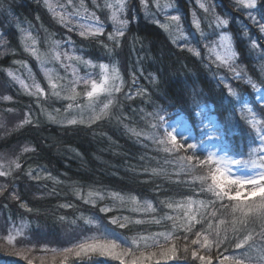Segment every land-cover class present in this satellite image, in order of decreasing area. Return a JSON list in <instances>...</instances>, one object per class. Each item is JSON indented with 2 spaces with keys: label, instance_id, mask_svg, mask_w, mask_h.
<instances>
[{
  "label": "trees",
  "instance_id": "1",
  "mask_svg": "<svg viewBox=\"0 0 264 264\" xmlns=\"http://www.w3.org/2000/svg\"><path fill=\"white\" fill-rule=\"evenodd\" d=\"M49 1L53 6L66 3V0ZM103 2L98 0V3ZM164 2L166 0H161V5ZM208 2L217 14L230 20V26L222 31L232 35L236 58L231 67L241 73L240 79L229 66L214 60L210 44L221 30L210 23L212 18L198 8L196 0H171L174 7L167 9L166 14L181 17L179 32L174 27L165 30L161 26L169 22L165 14H157L155 19L160 23H155L146 18L138 0H131L126 13L129 24L124 36L118 38L119 45L108 40V33L113 31L110 12L99 11L92 0H85V4L89 11H96L105 28V32L95 38L82 37L79 30L70 32L52 15L43 0H0V36L7 41L0 45V53H3L0 56V163L6 165L9 160H16L21 164L20 169L13 171L12 177H0V184L9 186L5 195L0 196V262L27 264L26 259L9 253L31 249L27 255L33 264H59V257L53 260V254L42 249L68 247L70 244L64 241L72 235L98 234L81 217H98L107 228L131 238L173 231L172 222L162 220L159 225L133 224L120 229L109 223L113 216H129L135 220L159 219L167 214L184 219L182 211H173L161 201L174 205L188 200L213 201L217 208L221 204L235 203L227 198L218 200L207 191L213 183L212 173L219 165L214 158L212 164H200L198 161H207L210 151L189 150L187 144L190 142L177 138L184 147L166 152L165 145L158 142L165 138L166 129L163 126L158 130L152 128V125L163 124L177 113L195 119L194 114L200 104L213 103L223 125V139L232 147L240 139L246 140L243 132L251 124H244L242 97L252 95L253 89L245 81L251 78L258 86L264 87V71L260 67L264 57L254 52L250 43L252 40L264 42V34L245 14L230 6L234 0ZM74 4L78 5L79 0H74ZM150 7L156 11L154 4ZM72 10L71 6L66 9L67 12ZM57 11L65 9L57 8ZM194 13L198 14L202 28L197 32L201 37L196 44L193 37L188 39L189 29H196L191 23ZM254 15L257 19L264 17V8L257 9ZM245 31L248 36H244ZM66 52L82 56L97 66L102 61L118 63L123 68L121 77L126 81L122 90L99 93L90 101L86 95L89 85L85 86L81 81L75 84L76 99H67L71 82L75 79L72 69L75 68L77 75L83 77L87 68L66 59L63 55ZM57 54L60 59H56ZM14 61H28L33 78H40L46 88L48 83H55L59 97L50 90V94L48 92L47 96L36 100L38 103L33 101L5 71L11 70L20 77L17 67H23ZM68 65L70 67H65ZM229 88L236 91V97L231 96ZM3 96L11 99L3 100ZM109 100L112 103L106 115L98 120L90 118L99 106L102 108ZM70 103L72 108L68 107ZM25 116L31 123L20 127ZM158 116L162 117L161 122ZM69 117L78 122L66 123ZM81 120L82 123L79 122ZM157 131V140L153 141L149 137ZM251 131L249 143L257 139L255 130ZM200 137L201 133H196L191 144H197ZM166 143L171 147L170 142ZM25 148L29 151L25 152ZM189 155L194 157L190 162L194 167L185 163L182 168L179 157ZM153 169H156V174ZM37 176L40 178L36 179ZM197 177L205 180L202 182ZM218 179L223 180V177ZM228 187L234 188L233 185ZM247 187L245 185L241 191H247ZM13 191L20 200L11 199ZM89 192L94 195L89 197ZM113 193L123 200L113 199ZM100 196L104 199L100 200ZM133 197L141 203H152L157 211L149 214L132 212ZM85 199L95 200L96 204L85 203ZM21 202L33 211L20 208ZM62 204L72 207L62 208ZM104 206L111 207L112 211L101 213L99 208ZM198 206V203L193 205L194 208ZM208 210H213V206L209 205ZM61 216L65 218L63 221ZM206 228V223L197 224L195 231ZM16 229H22L23 234L9 245V232L15 234ZM175 235L183 237L185 233L179 229ZM195 238L194 234H189L188 241L182 238L170 240L166 246L177 244L183 248L185 243L190 244V240ZM160 244L164 245L165 241L161 239ZM191 247L195 249L198 246ZM219 251L222 252L223 248ZM240 251L233 248L225 254ZM216 252L217 249L213 248V255ZM178 261L199 264V261L192 260L190 253L187 260ZM87 264L97 263L93 260Z\"/></svg>",
  "mask_w": 264,
  "mask_h": 264
},
{
  "label": "snow or ice",
  "instance_id": "2",
  "mask_svg": "<svg viewBox=\"0 0 264 264\" xmlns=\"http://www.w3.org/2000/svg\"><path fill=\"white\" fill-rule=\"evenodd\" d=\"M139 7L144 12L146 18H150L155 23H160L155 17L157 14H165L168 23H164L161 26L168 30L174 27L176 31H180L181 17L178 14L167 15L166 10L173 8L174 5L171 0H166V2L161 5V0H138ZM43 3L48 7L49 11L54 17L58 18V22L68 27L71 32L73 30H79V35L85 38L97 37L105 32V28L101 18L97 15L96 11H89L85 4V0H79V4H74V0H66V3H59L53 6L49 3V0H43ZM199 9H202L204 14L210 16L212 19L210 23L215 24V28L218 30L227 29L230 26V20L224 18L217 14L214 7L208 2V0H196ZM92 4L96 9L103 12L107 10L110 12V19L113 22V31L108 33V40L114 41L116 45H119V37L124 36L125 29L128 27L129 19L126 16L128 9L131 4V0H104L103 4L98 3V0H92ZM154 4L156 11L154 12L150 5ZM71 6L72 11L67 12L66 9ZM230 6L235 10L247 16V19L252 22L253 26L258 27L261 34H264V17L257 19L254 15L257 9L264 8V0H234ZM59 9H65V11H57ZM134 18V16L132 17ZM192 23L194 24L197 31H201V20L198 18V14L194 13L192 17ZM23 32L24 30L21 29ZM244 36H248L245 31ZM219 46L220 53L217 54L216 59L222 64L229 66L230 70L235 72L236 78H241V73L237 72L236 69L231 67V64L235 62L236 52L233 51L232 38L228 35L226 31L219 32ZM7 41L0 36V45H5ZM35 44V40L32 41ZM69 44L72 42L69 41ZM103 43V42H101ZM107 47V45H105ZM250 47L254 52H257L261 57H264V42L252 40ZM28 50L27 48L25 49ZM192 51V49H190ZM210 51L215 52V48H211ZM35 55V51L32 52ZM3 53H0L2 56ZM66 59L73 60L83 64L86 68L97 67L93 65L91 61L84 60L82 56L75 55L73 53H64ZM56 59H60V55L57 54ZM262 63L260 65L261 71H264V59H261ZM14 63L21 64L22 67H27L20 61H14ZM70 67V65L65 66ZM103 79L97 82L92 79V73L86 72L85 76L81 77L77 75V70L72 69L75 79L71 82L70 92L66 98L69 100H75L78 95L75 91V84L83 82L85 86L90 84V91L86 92L87 97L91 101L97 94L106 92H120L119 86H110V81L119 79V73L113 67L111 72H109V66L104 63L98 65ZM7 71V75L12 77L13 80L17 81L22 87H29L24 83L18 75H16L11 70ZM246 75V73H245ZM246 84L251 85V88L256 93H261L264 95V87H259L251 78L245 81ZM52 89H56L57 85L51 83ZM34 87L37 92H41L40 86L35 84ZM231 96L236 97V91L231 88L228 89ZM36 95L37 93H31ZM54 95H60V92L54 91ZM259 98V97H258ZM3 100H10L11 97L3 96ZM112 103L111 100L105 103L100 109V113L93 117L94 120L101 119L103 115H106V110ZM69 108L73 107V104L68 105ZM243 108H247L248 105H242ZM158 120L161 122L162 117L158 116ZM69 124H76L78 121L75 119H70L67 121ZM83 122V120L79 121ZM251 127L255 129L256 134L261 142V147L254 149L253 153L250 154V159L248 160H231V161H221L217 160L215 163L217 165L227 166L228 163L231 164H241L246 168L256 169L253 176L249 179H236L229 180L224 176L221 167H217L215 172L212 173V184L208 186L207 191L215 195L218 200H223L227 198L229 201H234L231 204H221L218 208L215 207L213 201H208L204 203L203 201L196 202L188 200L186 203H176L175 205L171 202L161 201L162 204L166 203L169 209H173L176 212H183L184 219H180L179 216L167 215L165 214L161 218L157 219L152 217L151 219H131L129 216H113L109 223L115 225L116 228L125 229L129 225H141L145 223H155L157 225L161 224L162 220H167L172 222L173 231L150 233L148 235H138L134 237H125L115 229L107 228L98 217H81L84 223L90 228L94 229L96 233L91 236H85L78 241L71 243L68 247L63 248H47L42 249L45 253L51 252L53 254V260L59 257V264H87V262L93 261L96 257H104L111 259L113 261H119L120 264H160L163 260L166 264L169 260H187L189 253L192 260L199 261V264H213V261H217L218 264H264V123L257 120L253 116L249 121ZM31 123V120L25 116L19 125ZM163 124L152 125L153 129H159ZM2 127V125H0ZM165 138L159 139L160 144H164V151L172 152L174 150H179L184 147V144L178 142L177 138L174 141L173 133L170 131H164ZM139 135V133H137ZM158 131L154 133L151 138L153 141L157 140ZM167 142H170L171 147H168ZM194 145L191 143L187 144V149H194ZM25 152L29 151L28 148L24 149ZM254 157V158H252ZM194 159L193 156L189 155L186 157H179V162L181 167L185 166V163L189 167H194L190 162ZM200 164H212V154L209 153L207 161H198ZM21 168V164L16 160H9L7 164L0 163V177H12L13 171ZM156 174V169L152 170ZM31 176V172H29ZM218 177H223V180L218 179ZM39 179L40 177H35ZM196 179L205 180L204 177H197ZM228 185H233L234 188H229ZM247 185V191L242 192L241 189ZM8 184H0V196H4ZM14 187V186H13ZM201 191H204L202 188ZM11 199L18 201L20 196L15 192H11ZM94 194L89 192L88 196L92 197ZM113 199H121L117 193L112 194ZM83 198V197H81ZM100 200L104 197L100 196ZM85 203L96 204L95 200L85 199ZM199 204L198 207L194 208V204ZM131 211L135 213H155L156 208L153 207L152 203L144 202L141 203L137 201L134 197L131 198ZM209 205L213 206V210H208ZM20 208L25 209L28 212H32L33 209L29 208L25 203H20ZM62 208L72 207L70 204L60 205ZM123 207V205H122ZM203 209V210H202ZM99 211L101 213H108L112 211L109 206L100 207ZM65 218L60 217L63 221ZM204 223L207 224V228L195 231L196 225ZM183 229L185 235L183 237L175 235V232ZM23 234L22 229H16L15 234L12 231L9 232L7 237L8 244H13V241L17 236ZM189 234H194L195 239L190 240L189 243H185L183 248L179 247L177 244H172L171 246H166L170 240H180L181 238L185 241L189 240ZM165 241L164 245L160 244V240ZM191 245H197L198 247L193 249ZM217 249V252L213 255L212 249ZM223 248V251H219ZM241 250L239 253H233L232 255H226L230 249ZM151 249H159V251H152ZM203 250V251H201ZM31 252V249H20L14 250L10 255H16L20 259H26L27 264H33L32 259L28 258L27 253ZM179 253V254H178ZM0 264H8L7 261L0 262Z\"/></svg>",
  "mask_w": 264,
  "mask_h": 264
},
{
  "label": "rangeland",
  "instance_id": "3",
  "mask_svg": "<svg viewBox=\"0 0 264 264\" xmlns=\"http://www.w3.org/2000/svg\"><path fill=\"white\" fill-rule=\"evenodd\" d=\"M49 3H50V1H49ZM192 32H193V35H195V33L196 32H199V31H197L196 29H194ZM198 40L200 41V39H198ZM219 44H220V42H219V35H218L216 37V39L213 41L212 45H211V48H215L216 51L215 52L210 51L215 57L221 51ZM108 66H109V72H111V69L113 67L110 66V65H108ZM23 68L25 70H30V68L28 66L26 68L25 67H23ZM88 70H89L88 72H91L92 73V79H95L97 82H99L100 80L103 79V75L101 74L100 69H99L98 66H97V69H94L92 67L90 69L88 68ZM116 71L119 73V79L110 81V86H119L120 89L122 90V88H123V86H124V84H125L126 81L124 80V78L121 77V72H120V70L118 68H116ZM93 76H94V78H93ZM20 78L29 87L24 88L17 81H15V83H18V85L20 86V88L24 92H26L27 95H30L31 96V99L33 101H36L39 98H43L44 96H47L48 88L46 90L45 87L42 86L39 83V81L37 82L36 80H34L33 82H28L27 80L24 79V77L22 78V76H20ZM9 83H11V82H9ZM35 84H38L40 86L41 92H37V89L34 87ZM48 85H49V89H50V87H51L50 85L51 84L49 83ZM89 88H90V84H89ZM31 93H37V94L36 95H32ZM103 93H105V92H103ZM70 94H71V92H69L68 95H70ZM263 96L264 95H262L261 93H259V97H263ZM36 103H38V102L36 101ZM50 105L52 106L53 104H50ZM252 108H258V107L254 103V105L252 106ZM100 109H101V107L99 106L98 109L95 110V112H93L94 114H92L90 116V118H93L92 116H95V115L99 114L100 113ZM172 116H173L172 118H168V119H166L163 122L164 129H166L167 131L172 132L173 135L176 138L187 139L188 142L191 143L193 141V138L190 137V136H187L188 133L189 134H192L191 133V130L188 128L190 126V124H188L185 121L184 117H182V116H176V114H174ZM70 119H72V118H70V117L67 118V121L70 120ZM67 121H66V123H68ZM196 124H197V129H198V132L199 133H203L204 132L205 134H209L211 137L214 136V130L216 129V126H215L216 123L213 120V118L209 117L208 114H206V112L200 113V115L196 118ZM255 135L257 136L256 131H255ZM202 147H205V146H202ZM260 147H261V142L258 139L257 140V144L255 145V147L253 149H251L249 147V149H248V155L250 156V154L253 153V150L254 149H257V148H260ZM212 158H213V156H212ZM215 160L231 161V159L226 155V153H223V154L218 155L217 158H215ZM221 166H222L221 167V170L223 171L224 176L227 177V178H234V176H236V175H241L243 177H252L253 174H254V172L256 171V169H243L242 166H239V165H236V164H231V163H228L226 167L223 166V164ZM82 237H85V236L72 235V237L70 239H68L67 241H64V242L71 245V243H74V242L78 241ZM94 260H96V263L97 264H99L98 261H100L101 264H120L119 261H113L111 259H107V258H104V257H96V258H94ZM2 262H4V261H2ZM182 263L183 264H192L190 262H182ZM182 263L178 262V260H169V261L166 262V264H182ZM154 264H155V262H154ZM160 264H165V262L163 260H161L160 261ZM213 264H218V262L215 261V262H213Z\"/></svg>",
  "mask_w": 264,
  "mask_h": 264
},
{
  "label": "clouds",
  "instance_id": "4",
  "mask_svg": "<svg viewBox=\"0 0 264 264\" xmlns=\"http://www.w3.org/2000/svg\"><path fill=\"white\" fill-rule=\"evenodd\" d=\"M173 139H174V141H175V140H176V137L173 136ZM236 179H242V178L237 177ZM236 179H234V180H236Z\"/></svg>",
  "mask_w": 264,
  "mask_h": 264
}]
</instances>
